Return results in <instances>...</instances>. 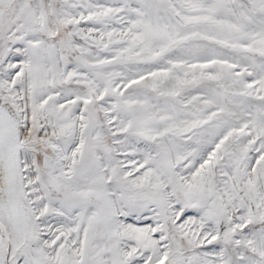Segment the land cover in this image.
<instances>
[{
    "label": "snow or ice",
    "instance_id": "snow-or-ice-1",
    "mask_svg": "<svg viewBox=\"0 0 264 264\" xmlns=\"http://www.w3.org/2000/svg\"><path fill=\"white\" fill-rule=\"evenodd\" d=\"M0 264H264V0H0Z\"/></svg>",
    "mask_w": 264,
    "mask_h": 264
}]
</instances>
